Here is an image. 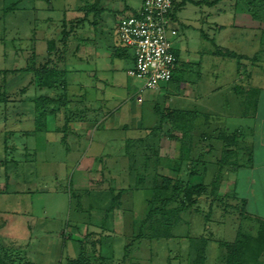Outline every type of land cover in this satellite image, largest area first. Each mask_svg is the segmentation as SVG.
<instances>
[{
  "label": "rangeland",
  "instance_id": "obj_1",
  "mask_svg": "<svg viewBox=\"0 0 264 264\" xmlns=\"http://www.w3.org/2000/svg\"><path fill=\"white\" fill-rule=\"evenodd\" d=\"M129 1L137 3L136 0ZM69 3L70 0L55 2L61 8H56L51 15L59 25L52 24L45 30L41 3L36 0H0V69L15 70L6 76L0 74V91L6 89L10 96L7 104L0 103L2 252L11 255L10 262H14L10 264L27 261L67 264L68 258L78 257L83 243L87 247L88 264H191L198 251L202 250L204 256L205 245V264H226L227 249L224 242L236 240L241 224L248 227L256 223L249 218L242 221V206H246L244 211L247 213L264 218L263 165L253 170L238 171V188L242 189L245 199L238 198V194L235 197L232 193L220 194L221 197L212 193L197 196L195 205L181 211L179 221L170 229V237L151 239L148 236L150 224L145 218L150 208L148 200L152 196L151 185L156 174L178 177L191 184L206 183L208 186L219 175L222 190L232 189L231 179L224 180L228 177V165L218 172L216 159L221 156L222 142L215 138L204 140V105L209 99L212 102L217 100L216 105L221 104L220 108L233 111L237 97L227 87L208 98L204 97V93L213 92L228 83L235 84L236 67L241 59L225 53V50L235 52L236 30L232 26L234 12L240 20L249 18L252 24L256 21V39L253 41L257 45V58H263L256 59L257 71L260 72L255 84L264 83V0H223L211 8L204 5V12H211L214 21L218 19L227 23L224 31L214 32L204 26L207 34L201 36L195 29L187 31L181 25L176 26L177 37L184 45L179 55L188 60H185L186 63L179 62L180 68L175 71L170 83L173 92L170 93L171 97L165 100L161 98L158 105L160 111L167 105L200 112L194 132L192 162L183 161L182 165L178 159L182 144L179 137L171 135H179L181 130H173L170 123H166L160 132L151 134L152 128L160 125L163 111L157 113L156 104L151 103L154 89H146L142 80L126 75V69L134 65L132 59L125 62L126 69L120 80L129 82L132 91L136 89L144 97L145 113L154 117L152 128L141 133L127 129L106 130L104 125L97 126L87 120L88 111L81 112L83 110L79 108L74 110L71 103L74 110L72 115L63 109L57 113V118L55 115L48 116L46 129H50V133L36 129L31 99L37 94H59L62 88L38 89L31 83L33 74L20 69L28 64L33 53L38 62L47 58L48 43L44 38L63 37L61 23L64 16H71ZM65 6L69 10H65ZM222 12L226 14L222 15ZM236 26L243 25L237 22ZM175 39H172V44L176 52L180 42ZM216 44L224 47L220 54L213 55V51L218 48ZM60 50L67 57L62 62L53 56L60 67L62 64L66 65L63 66L65 68L78 63L71 55L72 48ZM130 50L133 52V49ZM87 64L85 61L78 65L93 68ZM91 77L85 73L68 77L67 92L71 100L77 99L75 93L84 92V85L94 80ZM104 78H107L104 81L108 82L105 84L107 86L114 79L112 76ZM74 80H77L78 85L73 84ZM133 84L136 86L133 87ZM26 86L27 91L22 93L21 90ZM112 91L124 93L123 88ZM106 102L115 105L113 101ZM70 115L75 117V122L71 120L66 133L67 141L63 144L61 138L65 132H57L56 129L66 124L65 117ZM224 119L223 122L227 118ZM79 125H85V128ZM71 132L78 135H72ZM247 136L244 134L243 138ZM138 137L143 139H135ZM247 138L250 140L251 137ZM204 144L213 146L211 153L204 155ZM201 155L200 162L197 158ZM85 170L99 173L107 182L98 188L100 177L96 175L94 178L92 175L93 184H89ZM248 174L253 183L249 187ZM79 178L84 182L76 186ZM114 195H119L117 205L109 211ZM180 204L179 198L171 206ZM254 234L258 237L257 231ZM258 250L259 254L252 255L250 252L251 256L245 257L246 264H264V242L263 249ZM99 254L105 257V261L98 257Z\"/></svg>",
  "mask_w": 264,
  "mask_h": 264
},
{
  "label": "crops",
  "instance_id": "obj_2",
  "mask_svg": "<svg viewBox=\"0 0 264 264\" xmlns=\"http://www.w3.org/2000/svg\"><path fill=\"white\" fill-rule=\"evenodd\" d=\"M36 1L41 3L40 9L41 12L44 13V17L42 18L45 30L49 29L52 24L55 25L56 23V25H59V23L53 21V15H51L56 8H61V5L55 4L57 0ZM44 1H47V3L45 2V4ZM70 2H73V5H71V3H69L70 5L68 4L70 6L69 8L72 10L71 16H64L63 22L61 23L62 29L60 31L63 36L64 34L68 35L65 38L57 36L52 39L47 36L44 40L48 43V53L49 48H56L57 50L61 48L73 49L71 55L75 57L78 63L65 67L67 85H69L68 77L70 75L76 74V76H79L85 73L94 78L88 85H84V87L81 85L84 92L81 90L74 94L77 99H72V104L74 105L72 107H74V110L78 108L83 110L81 112L88 111L87 120L91 121V123L94 122L97 126L104 125L103 128L106 130L127 129L141 133L142 131L152 128L153 125L151 124L154 122V117L151 114L147 115L145 113L144 97H142L141 93H138V90L135 88V90L132 91L129 82L126 81L124 83L120 80V76H123V71L126 69L124 68L126 66L125 62L130 59L135 62V55L134 51L131 52L130 47L123 45L120 41L117 32L118 24L122 18L139 12L142 8L143 0H136L137 3L129 0H88V3L86 0H70ZM204 5L211 8V6L214 7L218 5V3L215 5H208L204 3V0H176L174 10L171 14V26L176 30L177 25H181L186 28L187 31L195 29L200 32L201 36L207 34L204 31V26L213 29L214 32L224 31L228 26L227 23L225 21H218V19L214 21L211 17V12H204ZM66 8L65 6V10H69V8ZM221 14L225 15L226 13L222 12ZM233 17L232 26L233 28L235 27L236 30L234 51L241 55V57H238L241 60L239 59V64L236 67L237 78L235 79V84L228 83L220 86V88L217 87V90L215 89L213 92L211 90L208 92L209 94L204 93V97H211L216 91H221L223 88L227 87L230 88L237 97L235 98L236 107L233 111H225L220 108L221 104L219 106L216 105L217 100L212 102L209 99L208 103L204 105V140L209 141L211 138L217 139L216 136L224 130L228 133L235 132L239 144L232 147L233 153L230 160L232 163L237 160L239 165L232 164L228 165V168L226 167L228 177L224 180L231 179L233 184H229L232 186V189L222 190L220 183L218 193L225 195L231 193L232 195L238 194L240 198L245 199V195L243 191H241L242 189L238 188V171L242 169L253 170L257 166H264V83H261V85L255 84V78H257V74L260 72V70L259 72L257 71L256 59L259 60L263 58V56L261 57L259 55L261 58H257V45L253 41L256 39V21L253 22V25L252 22H249V18L240 20V18H237L236 12H234ZM237 22L239 24L242 23L243 26H236ZM80 33H83V35ZM177 35L178 30L177 34L171 38V40L176 38V42H180V48H176L178 66L175 71L180 68L179 62L180 64L182 62L186 63L188 60L186 57H180L179 55L182 48L184 50V45ZM216 45L220 48L224 47L218 44ZM214 52L215 51L212 53L213 55H215ZM53 56L58 57V54ZM182 57L183 60L181 59ZM66 59L67 57L65 55V58L60 60L63 62ZM85 61L88 62L87 65H90V67L93 66V68L87 69L86 67H80L78 65L79 62ZM64 65L65 64H62L61 67L63 68ZM130 68L132 67L126 69L127 76H130L128 74ZM260 69H262V67H260ZM263 69L262 71H264ZM105 76H112V78H114L108 86L105 85L108 84V82H104L107 79L104 78ZM171 81L169 83H163L157 89H154L155 92L151 97L153 102L151 103L156 104L155 110L157 113L160 111V106L158 105L160 99L163 98L165 100L171 97ZM73 82L74 85H78L77 80ZM132 86L135 87L136 84ZM82 87L79 86V88ZM108 88H110L109 91H107ZM117 88H123L124 93L118 94L112 91V89L114 90ZM89 89L90 93L88 92ZM138 97H141V100H139ZM106 100L113 101L115 105H110L111 103L106 102ZM117 102H119L120 105ZM116 103L118 106H116ZM167 107L171 109H183L181 107L173 108L166 105V108ZM215 108H217V110H215ZM224 118L227 119L223 122L222 120ZM84 126L81 127L79 125L80 128H85ZM45 131L47 134L50 133V129H46ZM56 131L61 132L58 131V129H56ZM71 133L72 135H78L77 133L74 134V132ZM244 134H248L247 137H251L250 140L247 137L243 138ZM64 136L67 137L66 133H64ZM135 139H143V137ZM46 140L49 143L48 138ZM217 140L220 141V139ZM61 141L64 144L67 139ZM209 146L210 145L204 144V151L207 153L210 151ZM258 151L260 152L259 155H257ZM85 171L89 176V184H93L92 175H94V178H96V175L98 178L100 177L98 188H102L105 182H107L99 173L96 174L92 170ZM247 178L248 182L250 178L248 187L252 186L251 175L248 174ZM82 181L83 179L79 178L76 186H79Z\"/></svg>",
  "mask_w": 264,
  "mask_h": 264
},
{
  "label": "trees",
  "instance_id": "obj_3",
  "mask_svg": "<svg viewBox=\"0 0 264 264\" xmlns=\"http://www.w3.org/2000/svg\"><path fill=\"white\" fill-rule=\"evenodd\" d=\"M221 0H204V3L208 5H215ZM200 3V2H197ZM174 10V9H173ZM173 12V11H172ZM172 14V13H171ZM68 34H64V38ZM222 48L218 47L214 52L215 54H220ZM58 54V59H64V51L57 50L56 48H49V53L47 58L43 62H38L36 54L32 55L28 64L21 68L20 71H26L31 74L32 81L38 89H59L62 88L61 93L53 95L37 94L31 100L34 103V112H35V121L37 130H46V120L49 115H55L64 109V111L70 112L71 115L74 113V110L71 108L72 100L68 95L67 81H66V70L58 65L57 60H54L53 55ZM227 56L231 57H241V55L231 50H225ZM15 70L0 69V74L5 76L10 72ZM174 77V76H173ZM173 79V78H172ZM27 91V86L24 87L21 92L25 93ZM10 101V96L7 93V90L4 89L0 91V103L7 104ZM163 111V112H162ZM162 111V117L160 119V125L153 127L152 133L160 132L162 126L166 123H170V127L173 130H181V134L173 135V137H179L182 144L179 154V163L182 165L183 161L192 162V150L194 148V132L196 130V122L199 116V110H187V109H171L169 107L164 108ZM66 116V124L62 127H58V131L65 132L70 129V122L72 119H75L73 116ZM67 135V134H66ZM217 139H220L222 142L221 156L216 159L218 164V172L226 165H239V162H231L233 146L239 144L235 132L228 133L226 130L221 131L217 136ZM62 140H66V136L62 137ZM141 141L142 139H138ZM135 141V139L133 140ZM137 141V140H136ZM210 152L213 150V146L209 144ZM212 147V148H211ZM207 154L204 151V155ZM159 157V156H158ZM200 162L202 161V155L197 158ZM180 169V166H178ZM194 172V171H193ZM190 172V173H193ZM221 179L218 176H215V179L212 181L211 185L208 186L206 183L191 184L180 178H173L166 175L156 174L152 182V196L148 200L149 209L147 212L146 220L150 224V232L148 236L151 239H157L161 237H170L172 233L170 229L172 226L177 223L180 219L181 211L191 208L197 203V196H202L206 194H211L214 196H220L218 193V188ZM118 196L114 195L113 202L110 206V210H113L118 201ZM235 197H237L235 195ZM181 199V204L178 206H171L172 202ZM239 198V196H238ZM244 200V199H243ZM245 202V200L243 201ZM246 205V202L244 203ZM243 204V205H244ZM246 207V206H245ZM245 207L242 206V221L245 218L253 219L256 223H251L248 227H244L243 224L240 225V229L236 240L232 243L224 242V246L227 249V260L226 264H246L245 257L251 254H259L258 249H263L264 242V218L260 216H255L252 213H247ZM244 213V214H243ZM154 225L158 227L155 228ZM163 226V228H161ZM252 229V230H251ZM258 232V237L255 236V232ZM143 235V234H140ZM206 238H204L205 240ZM100 240V239H99ZM101 243V241H99ZM205 242V241H204ZM99 243V244H100ZM94 245V242H92ZM95 251V248L93 246ZM0 247V264H10L14 262L10 260L11 255L3 253ZM253 252V253H252ZM251 256V255H250ZM98 257L102 258L105 261V257L101 254ZM205 245H204V256L202 250L198 251V255L192 261L191 264H205ZM244 258V259H243ZM21 261V260H19ZM22 262V261H21ZM88 252L87 247L81 245V252L77 258H68L67 264H88ZM23 264H38L31 261L24 262Z\"/></svg>",
  "mask_w": 264,
  "mask_h": 264
},
{
  "label": "built area",
  "instance_id": "obj_4",
  "mask_svg": "<svg viewBox=\"0 0 264 264\" xmlns=\"http://www.w3.org/2000/svg\"><path fill=\"white\" fill-rule=\"evenodd\" d=\"M175 1L143 0L139 12L122 18L118 24L120 41L132 48L135 55L128 74L142 80L146 89H157L162 83H169L178 66L171 40L177 34L171 26Z\"/></svg>",
  "mask_w": 264,
  "mask_h": 264
}]
</instances>
